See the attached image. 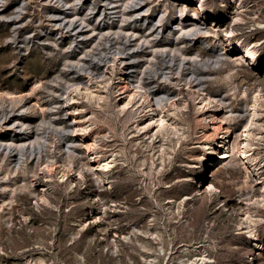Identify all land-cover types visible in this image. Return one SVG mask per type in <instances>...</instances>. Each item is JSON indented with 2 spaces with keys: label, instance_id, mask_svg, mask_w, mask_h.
Listing matches in <instances>:
<instances>
[{
  "label": "rangeland",
  "instance_id": "374dc122",
  "mask_svg": "<svg viewBox=\"0 0 264 264\" xmlns=\"http://www.w3.org/2000/svg\"><path fill=\"white\" fill-rule=\"evenodd\" d=\"M149 1L146 0L143 3L147 4L144 7L146 10L150 8ZM226 1H230L232 5L235 4L233 0ZM17 2L21 3V7L16 11L13 7ZM248 2L246 9L248 6H255V8L251 11L247 9V19L254 16L253 11L258 10V7L263 9L264 5V0H249ZM205 3L212 7L219 19L228 20L231 17L230 15L223 16L221 0H205ZM45 8L44 0H0V102L5 100L4 106L0 108V116L5 112L19 114L22 115L24 122L44 121L43 128L61 133V128L49 125L48 121H57L63 126H69L73 121L72 112L67 107H63L64 92L67 87L65 79H69L73 73L58 65L66 56L62 46L55 45L49 38L52 31L44 15ZM154 9L156 14L164 13L163 22L169 20L170 14L165 12V7L158 6ZM8 14H11V18H15L17 23L13 25L5 23L4 21L9 19L6 17ZM199 15L211 19V16L205 13ZM261 17L264 19L262 14ZM247 25H244L246 33L238 31V33L234 32L233 36L236 37V41L244 44L250 40L260 39L256 46L260 63L257 62L256 57L252 61L248 59V63L241 58V54L245 56L242 48H231V44L226 41L227 48L237 55L226 58L228 64L217 66L207 71L204 76L202 88H205L207 93L210 92L223 98L227 103L225 110H241L256 84V80L253 77H247L244 72L236 74V71H240L241 68L236 66L235 62L239 61L241 66L249 68L254 73L258 72L257 76L264 78V28L255 31L253 25L249 27ZM14 28L19 29L17 35H25L26 39L18 37L16 42H12L14 39L12 40L10 35L13 34ZM200 41V44L207 48L220 50L222 47L212 38ZM54 62L57 65H51ZM24 63H28V68L22 67ZM42 64L49 65L41 68ZM116 67L119 68L120 64L116 63ZM135 69L138 70V68ZM153 80L156 82L154 86L159 90L172 95H176L177 91L181 90L180 97H174L177 100H188V108L182 116L187 123L183 131L184 136L179 143L174 144L175 149L171 150V158L166 161V167L160 168L159 172L153 170L150 174L145 173L150 163V153L144 146L147 141L146 136L140 135L139 138L134 137L135 142L131 141L130 137L133 133L130 131L136 130L134 125L129 123L124 126L122 121L110 117H107L105 122L99 121L102 120L100 112H97L99 120L90 121L87 118L90 116L91 107L94 108L92 105L86 106L84 117L76 114L80 125L86 127L84 131H91L90 137L99 139L100 146L96 151L101 154V158H114V156H109L113 152L118 159L117 164L119 165L114 167L111 173L112 185L105 180L106 188H103L102 201L95 193L99 192L98 182L95 180L96 175L93 174L94 166L84 149L86 141L80 139L75 133L68 132V135L74 141L76 154H78L76 159L71 160L63 154L62 143L55 133H50L46 136V141L36 145L38 150L42 151V157L30 159L28 164L22 166L21 163L18 164L20 169L18 173L12 171V165L9 164L8 159L0 156V264H33L37 261L38 253L41 251L47 254L46 260L54 256L56 264H143L140 256L142 249L137 244H124L122 257L119 260L115 254H111L108 246L96 242V226L86 231V237L82 233L74 234V239L78 240L81 235L82 238L77 244H73L71 232L77 231L76 225L79 218H85L87 215L93 220L97 217V209L87 196V191L90 189L95 200L107 203L105 206L108 211L116 209L114 213L109 214L112 215L110 216L111 223L106 221L110 234L114 235V231L117 230L114 221L123 227L124 233L130 232L133 226L143 230L148 228L153 232L155 229L159 231V236L153 234L151 239L149 235L143 233L138 236L139 242L151 246L153 250L156 249V253H160L161 258L158 264L187 263L190 255L204 249L213 260L207 264H264V208L259 207L255 210L257 216L262 218L255 224L261 245L253 243L244 233L246 223L241 218L239 208L241 199L246 198L253 191V188L243 183L245 168L233 150V146L237 143L239 123L234 122L228 114H218V119L221 116L225 119L217 130L216 139H221L222 127H231V135L227 138L229 154L226 158L218 159L214 165L212 163L203 171L199 161L205 154L207 144L213 146L212 123H207L204 131L193 123L194 101L180 76L169 74L165 83L157 82L156 78ZM7 92H11L12 95L8 96ZM243 93L247 94L246 98H243ZM115 95L116 93H111V99L109 98V109H112L114 114L116 111L112 104L116 97H120ZM22 105L24 108H21ZM54 105L56 109L51 110L50 108ZM152 107H155L156 113L160 116V107L154 102ZM163 111L166 112L167 109L164 107ZM94 121L96 123H92ZM8 131L0 127V144L5 143L3 137L9 138ZM18 131L23 132L25 129L19 127ZM87 142L90 141L87 140ZM254 154L257 159L264 156V145L255 148ZM46 160L54 162L51 174L55 177L67 168L65 166L67 163L72 164L69 176L76 179V187H74L76 191L67 193L62 184H57L48 188V197L53 201L52 205L40 202V206L36 207L34 206L35 198L42 188L41 185H47L45 175L48 174L46 171L37 170V167ZM229 164L232 165L231 168ZM260 168L264 177V158L260 163ZM78 169H84L87 175L85 180L77 176ZM247 172L251 177L249 169ZM195 176H198V179H204L196 185L192 183ZM54 180L56 178L52 179ZM207 182H212L217 189L211 197L205 193L201 194L207 187ZM202 184H204L203 187ZM194 188L201 190L197 192ZM172 194L179 203L185 200V207L179 209L180 213L177 210L173 213L172 210H167L166 197ZM112 199L115 204L111 201ZM29 204H32V209L29 211L27 222L32 220L34 227L23 229L25 221L18 209ZM112 204L116 208H110ZM148 205L150 211L144 215L142 212L147 209ZM45 209L52 210L54 214H48ZM70 211L75 214L73 216L63 215ZM13 220L17 225L9 230ZM66 222L74 229L64 228ZM36 226H42L47 230L41 229L39 232H34ZM48 230L54 231L52 237H47ZM60 236L66 237V240L59 243ZM160 241H163L166 248L165 258H163V251L159 249L158 242ZM200 245L201 247L196 249ZM73 252L83 256V260L77 263L73 259ZM123 253L131 254V260ZM195 258L196 256L193 255L192 259ZM195 264L202 263L196 261Z\"/></svg>",
  "mask_w": 264,
  "mask_h": 264
},
{
  "label": "bare ground",
  "instance_id": "6f19581e",
  "mask_svg": "<svg viewBox=\"0 0 264 264\" xmlns=\"http://www.w3.org/2000/svg\"><path fill=\"white\" fill-rule=\"evenodd\" d=\"M144 1L146 0H44L46 6L44 15L52 31L49 38L55 45L62 46L66 56L58 65L76 75L72 74L69 79H65L67 87L63 99V107H67L72 112L73 121L69 126H63L57 121H48L49 125L61 128V133H55L43 128L44 121L36 123L33 120L27 123L22 121V115L10 112L2 113L0 127L9 130V138L6 139L7 136L2 138L5 143L0 144V156L8 159L9 164L12 165V171L18 173L20 172L18 164L21 163L22 166L28 164L30 159L42 157V151L38 150L36 145L46 141V136L50 133H55L62 143L63 154H66L71 160L76 159L78 154H76L74 141L68 135V132L75 133L80 139L86 141L84 149L94 166L93 174L96 175L95 180L98 182L99 192L95 193L102 201L105 180H108L112 185L111 173L114 167H118V159L113 152L109 156H114V158H101V154L96 151L100 146L99 139H92L91 131H84L86 127L80 125L78 118L84 117L86 106L92 105L94 108L91 107L90 116L87 118L90 121L98 119L97 112H100L102 120L98 119L99 121L105 122L104 120L110 117L122 121L124 126L129 123L134 125L136 130L130 131L133 133L130 137L131 141L135 142L134 137L146 136L147 141L144 146L150 153V163L145 173L150 174V171L153 172V170L159 172L160 168L166 167V161L171 158V150L175 149L174 144L179 143L184 136L183 131H185L187 123L182 116L188 108V100H177L174 97L179 98L181 90L177 91L176 95L159 90L154 86L156 82L153 79L156 78L157 82L165 83L169 74L178 75L185 82L194 101L193 123L203 131L207 123H212L213 146L207 144L205 154L199 161L203 171L212 163L214 165L218 159L226 158L229 154L227 138L231 135V127H222V137L217 140V130L225 119L223 116L218 119V114H228L234 122L239 123L236 135L237 143L233 146V150L245 168L243 183L253 188L252 194L241 199L239 208L241 209V218L246 223L244 233L253 243L261 245L255 224L262 218L257 216L255 210L259 207L264 208V177L260 168L264 156L257 159L254 149L264 145V78L257 76L258 72L254 73L249 68L241 66L239 61L235 62V65L241 68L240 71H236L237 75L239 72H244L247 77H253L256 80L255 87L251 90L243 108L237 111L234 109L225 110L227 108L226 101L210 92H205V88L202 86L207 71L228 64L226 58L237 55L227 48L226 41L231 44V48L241 47L245 53V56L241 54V58L247 62L248 59L252 61L256 57L257 62L260 63L256 47L260 39L250 40L244 44L241 41H236L233 33H238V31L246 33L244 31L246 24H248L247 27L253 25L255 31L263 29L264 19L261 14L264 16V5L263 9L258 7V10L253 11L254 16L247 19V9L251 11L255 8V6H248L246 9L249 0H233L234 5L230 1L221 0L223 16H231L227 20L226 18L219 19L218 14L214 13L212 7L207 5L205 0H150V8L147 10L144 8L147 5L143 4ZM20 4V2L15 3L13 8L17 11L21 7ZM158 6L165 7V12L170 14L169 20L163 22L164 13L156 14L154 8ZM201 13L211 16V19L200 16ZM6 17L9 19L5 20V23L9 25L17 23L15 18H11V14ZM216 20L218 21L216 22ZM18 32L19 29H13V34L10 35V38L14 39L12 42H16L18 37L26 39L25 35H17ZM244 33L241 34L240 40ZM205 38L218 41L222 45L221 49H211L201 45L200 40ZM242 41L245 42L244 39ZM55 62L51 65H57ZM116 63L120 64L119 68L116 67ZM48 65L42 64L40 67L44 68ZM28 66V63H24L22 67L28 68ZM112 87L114 89H111ZM111 93L120 96L116 97L112 104L115 106V114L112 109H109ZM6 94L12 95L11 92ZM246 97L247 94L243 93V98ZM4 102V99L0 102V108L4 106ZM153 102L160 107V116L156 113L155 107H152ZM164 107L167 109L166 112L163 111ZM21 108H24V105ZM50 109H56V105ZM76 114L80 116L78 117ZM19 127H24L25 131H18ZM201 149L204 150L203 147ZM229 165L231 168L232 165ZM53 166L54 162L46 160L37 167V170L46 171L48 174L45 175L47 185H41L42 188L35 198L34 206L36 207L40 206V202L52 205L53 201L48 197V188L52 186L62 184L65 192L76 191V189L74 190L76 179L69 176L72 164L67 163L65 165L67 168L56 177L51 174ZM248 169L251 177L247 174ZM77 176L82 180L87 178L84 169H78ZM53 178L56 180L52 181ZM198 178L195 176L192 183L198 185L204 179ZM163 183L166 182L163 181ZM206 185L207 187L201 194L213 196L217 190L215 185L212 182H207ZM203 186L204 184H202ZM200 190L194 188V191L200 192ZM148 193L150 195V189ZM87 196L97 209V217H94L93 220L87 215L85 218H79L76 225L77 231L71 232L73 244H77L82 238L81 235L76 240L73 237L74 234L82 233L86 237V231L90 227L96 226L95 241L108 246L111 254H115L119 260L122 257L124 244H137L142 249L140 256L143 264H158L161 258L160 253H156V249L153 250L151 246L138 240L141 233L149 235L150 239L153 234L159 236L157 229L153 232L148 228L143 230L133 226L130 232L124 233L123 227L114 221L117 230L112 235L106 221L111 223L110 216L112 215L109 214L114 213L116 209L108 211L105 206L107 203L95 200L91 189L87 191ZM166 199L167 210H172V213L174 210L180 213L179 209L185 207V200L179 203L173 194ZM111 201L114 202V199ZM114 204L110 208H116ZM31 205L18 209V212L24 217L23 229L34 227L32 220L27 222L29 211L32 209ZM55 207L57 210L56 205ZM45 210L48 214H54L52 210ZM148 211H150L149 205L142 213L145 215ZM74 214L70 211L63 215L73 216ZM153 217L156 216L153 215ZM16 225L17 223L13 220L9 230H12V226ZM42 226H36L34 232H39L41 229L46 231L47 229ZM64 228L73 227L66 222ZM238 229L242 230L243 228ZM53 233V230H48L47 237H52ZM65 240L66 237L60 236L58 241L61 243ZM158 244L159 249L163 251V258H165L167 253L163 241ZM198 247L201 245L196 249ZM73 254V259L77 263L83 260V256L79 253L73 252ZM123 255L131 260V254L123 253ZM193 255L196 256L195 259H192ZM45 257L47 254L41 251L38 253L37 261H34L33 264H56L54 256L49 260H46ZM187 260L188 262L183 264H195L196 261H200L202 264L213 262L212 257L206 253L205 249L190 255Z\"/></svg>",
  "mask_w": 264,
  "mask_h": 264
}]
</instances>
